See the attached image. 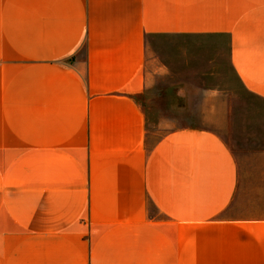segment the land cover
<instances>
[{"label":"crops","instance_id":"0c3cea01","mask_svg":"<svg viewBox=\"0 0 264 264\" xmlns=\"http://www.w3.org/2000/svg\"><path fill=\"white\" fill-rule=\"evenodd\" d=\"M152 39L264 100V0H0V264H264V151L155 137Z\"/></svg>","mask_w":264,"mask_h":264},{"label":"rangeland","instance_id":"374dc122","mask_svg":"<svg viewBox=\"0 0 264 264\" xmlns=\"http://www.w3.org/2000/svg\"><path fill=\"white\" fill-rule=\"evenodd\" d=\"M226 49L152 39L149 56L156 79L138 101L155 137L202 127L219 133L239 154L264 151V100L243 86ZM250 163L254 162L246 160ZM247 170L253 172L252 167Z\"/></svg>","mask_w":264,"mask_h":264}]
</instances>
